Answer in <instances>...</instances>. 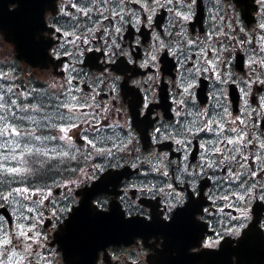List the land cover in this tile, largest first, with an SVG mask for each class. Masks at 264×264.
Returning <instances> with one entry per match:
<instances>
[{
	"label": "snow or ice",
	"instance_id": "1",
	"mask_svg": "<svg viewBox=\"0 0 264 264\" xmlns=\"http://www.w3.org/2000/svg\"><path fill=\"white\" fill-rule=\"evenodd\" d=\"M235 6L255 29L223 0H36L0 27L19 58L58 69L35 79L0 61V264H247L242 252L264 242V0ZM174 237L180 250L165 247ZM122 243L135 248L110 257Z\"/></svg>",
	"mask_w": 264,
	"mask_h": 264
},
{
	"label": "flooded vegetation",
	"instance_id": "2",
	"mask_svg": "<svg viewBox=\"0 0 264 264\" xmlns=\"http://www.w3.org/2000/svg\"><path fill=\"white\" fill-rule=\"evenodd\" d=\"M47 3L51 6L53 4V0H47ZM208 7L209 6H205L202 10H197V14H196L194 20L191 22V26L189 28V30L193 32V35H201L202 30H206L208 28ZM223 7L228 9L232 13L233 16H238L240 25L245 26L247 31H251L252 29L256 28V23L258 22L259 18L255 12H254V21L251 24H247L241 20L239 9L235 6V4L232 0H223ZM167 20H168L167 12L166 11H159L155 17L154 23L160 22V27L163 28L165 26ZM145 30L148 31V29H145ZM159 30L160 29H152L149 31L148 37H146V38L142 37L141 39H146L148 42H150L152 32L159 31ZM135 35H136L135 32H133L132 36H128L127 34H125L126 41H129V40L134 41ZM137 50L140 51L141 54H143L145 49L142 46L140 49H137ZM231 65L233 68V72L237 76H239L243 72L247 71V55L243 52V50H241L240 52H234L233 53V56L231 58ZM30 69L33 70V72L37 74L36 77H38V79H42L43 76H45L49 73H54V72L58 71V69H54L52 66H48L47 68H44V69H39V68H36V69L30 68ZM57 79H59V77H57ZM137 79H140V77H137ZM211 85H212V81L210 79H204V80H201L200 86L197 89L198 99L201 102H203L205 105H207L211 102L210 101V95H209L210 90H211ZM226 96H227V99L230 103V108H231L233 114H238L237 110L242 106V100H241L242 93L240 92V85L239 84L227 85L226 86ZM253 107H255V105H253ZM158 111H161V110H158ZM139 142H140V144L144 143L143 140H140ZM14 222L15 221H14V217H13L12 218L13 225H14ZM77 228H79V227H77ZM76 232H77V230L74 229V231L72 233V239L74 242L78 243L80 241L81 237H76V235H75ZM49 235H50V239H51L55 234L50 233ZM50 247L53 249H56L58 246L55 245L54 243H52V244H50ZM134 248H135V244L112 245L109 248V255L111 257L113 250H115L116 253H122L125 257H127V253ZM255 249H256V252H255L256 257L255 258L260 260V264H264V242L255 243L252 246H250L248 249L244 250L241 254L242 259H244L247 262V264H249V261L246 258L250 257L252 255V253L255 251ZM145 251H148V250H145ZM59 255L62 256V253H60ZM81 257H86L88 260L87 251H84L82 253ZM128 259L130 260L131 258H128ZM100 264H109V261L104 260L103 257H101ZM111 264H115V261L111 260ZM121 264H125L124 259L121 260Z\"/></svg>",
	"mask_w": 264,
	"mask_h": 264
},
{
	"label": "rangeland",
	"instance_id": "3",
	"mask_svg": "<svg viewBox=\"0 0 264 264\" xmlns=\"http://www.w3.org/2000/svg\"><path fill=\"white\" fill-rule=\"evenodd\" d=\"M12 46L0 39V61L8 62L10 55H12ZM19 68L23 69L24 67L18 65ZM30 68H27V73H34L33 70L29 71ZM36 74V73H35ZM37 76V74H36Z\"/></svg>",
	"mask_w": 264,
	"mask_h": 264
},
{
	"label": "water",
	"instance_id": "4",
	"mask_svg": "<svg viewBox=\"0 0 264 264\" xmlns=\"http://www.w3.org/2000/svg\"><path fill=\"white\" fill-rule=\"evenodd\" d=\"M27 2L30 3V2H32V0H27ZM3 12L6 14L5 11H3ZM18 15H20V11L19 10L16 13L7 11V15H6L7 16V20L12 21L13 17L14 16H18ZM15 48H16V46H15ZM17 57L19 58L18 53H17ZM76 230H78L79 235H81V229L80 228H77ZM99 231H102V229H99ZM162 258H163V260H165V264H171V260H170L169 256L162 255ZM189 259L190 258H188V260ZM158 262H160V260H158ZM160 263L163 264L162 262H160Z\"/></svg>",
	"mask_w": 264,
	"mask_h": 264
},
{
	"label": "clouds",
	"instance_id": "5",
	"mask_svg": "<svg viewBox=\"0 0 264 264\" xmlns=\"http://www.w3.org/2000/svg\"><path fill=\"white\" fill-rule=\"evenodd\" d=\"M11 4V3H10ZM9 4V5H10ZM9 5H8V8H9ZM258 212H259V215L261 218H264V209H258ZM144 264H147V262L145 261Z\"/></svg>",
	"mask_w": 264,
	"mask_h": 264
}]
</instances>
